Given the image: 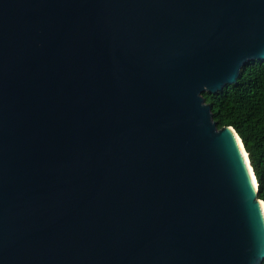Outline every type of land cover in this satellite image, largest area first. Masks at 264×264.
I'll return each mask as SVG.
<instances>
[{
  "label": "water",
  "instance_id": "1",
  "mask_svg": "<svg viewBox=\"0 0 264 264\" xmlns=\"http://www.w3.org/2000/svg\"><path fill=\"white\" fill-rule=\"evenodd\" d=\"M255 60L264 0H0V264H263Z\"/></svg>",
  "mask_w": 264,
  "mask_h": 264
},
{
  "label": "trees",
  "instance_id": "2",
  "mask_svg": "<svg viewBox=\"0 0 264 264\" xmlns=\"http://www.w3.org/2000/svg\"><path fill=\"white\" fill-rule=\"evenodd\" d=\"M204 96L219 127H234L242 139L264 201V60L250 62L236 83Z\"/></svg>",
  "mask_w": 264,
  "mask_h": 264
},
{
  "label": "bare ground",
  "instance_id": "3",
  "mask_svg": "<svg viewBox=\"0 0 264 264\" xmlns=\"http://www.w3.org/2000/svg\"><path fill=\"white\" fill-rule=\"evenodd\" d=\"M237 142H238L239 148H240V150H241V153H242V155H243V158H244V160H245V163H246V165H247V168H248V170H249V173H250V176H251V178H252V181H253L255 187H257V190H258L257 179H256V177L254 176V171H253L252 165H251V163H250L248 153H247V151H246L245 148H244V145H243V143H242V140H241L240 138H238V137H237ZM260 205H261V208H262V211H263V214H264V201H263V200L260 201Z\"/></svg>",
  "mask_w": 264,
  "mask_h": 264
}]
</instances>
